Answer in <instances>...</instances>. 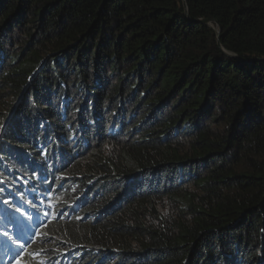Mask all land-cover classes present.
<instances>
[{"label": "trees", "instance_id": "1", "mask_svg": "<svg viewBox=\"0 0 264 264\" xmlns=\"http://www.w3.org/2000/svg\"><path fill=\"white\" fill-rule=\"evenodd\" d=\"M0 264H264V0H0Z\"/></svg>", "mask_w": 264, "mask_h": 264}, {"label": "rangeland", "instance_id": "2", "mask_svg": "<svg viewBox=\"0 0 264 264\" xmlns=\"http://www.w3.org/2000/svg\"><path fill=\"white\" fill-rule=\"evenodd\" d=\"M17 32H18V31L13 32L12 36H13V37H16ZM161 208H162L163 212L172 211V209L170 208L168 202H166V201H163V202H162V204H161ZM159 210H160V212L162 213V211H161L160 208H159Z\"/></svg>", "mask_w": 264, "mask_h": 264}, {"label": "water", "instance_id": "3", "mask_svg": "<svg viewBox=\"0 0 264 264\" xmlns=\"http://www.w3.org/2000/svg\"><path fill=\"white\" fill-rule=\"evenodd\" d=\"M184 3H185V0H184ZM199 21L202 22V23H209V24H211V22L209 20H207V19H201ZM220 31H221V26L218 25L217 33L219 34Z\"/></svg>", "mask_w": 264, "mask_h": 264}, {"label": "snow or ice", "instance_id": "4", "mask_svg": "<svg viewBox=\"0 0 264 264\" xmlns=\"http://www.w3.org/2000/svg\"><path fill=\"white\" fill-rule=\"evenodd\" d=\"M16 211H19V209H16ZM4 235H6V236H7V235H8V233H7V232H5V233H4ZM20 239H21L20 237H16V241H19Z\"/></svg>", "mask_w": 264, "mask_h": 264}]
</instances>
